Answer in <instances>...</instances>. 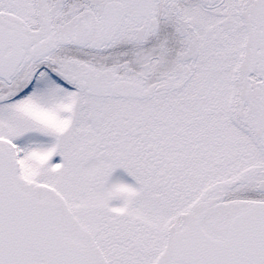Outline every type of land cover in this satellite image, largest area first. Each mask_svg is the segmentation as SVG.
Wrapping results in <instances>:
<instances>
[{
	"label": "snow or ice",
	"instance_id": "1",
	"mask_svg": "<svg viewBox=\"0 0 264 264\" xmlns=\"http://www.w3.org/2000/svg\"><path fill=\"white\" fill-rule=\"evenodd\" d=\"M0 264H264V0H0Z\"/></svg>",
	"mask_w": 264,
	"mask_h": 264
}]
</instances>
